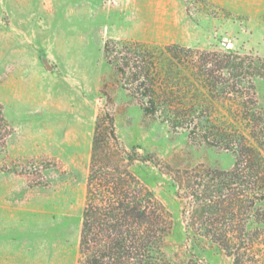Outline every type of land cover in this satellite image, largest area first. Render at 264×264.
<instances>
[{
	"label": "rangeland",
	"instance_id": "rangeland-1",
	"mask_svg": "<svg viewBox=\"0 0 264 264\" xmlns=\"http://www.w3.org/2000/svg\"><path fill=\"white\" fill-rule=\"evenodd\" d=\"M108 40L136 43L165 80L182 76L181 87L168 86L236 132L252 170L219 178L235 166L231 144L192 141L145 115L132 78L105 62ZM172 46L190 50L173 49L188 62L206 52L244 59L243 111L211 98L191 65L171 60ZM0 109V264H79L92 140L105 113L139 159L131 171L169 213L171 264H264V0H0Z\"/></svg>",
	"mask_w": 264,
	"mask_h": 264
},
{
	"label": "trees",
	"instance_id": "trees-1",
	"mask_svg": "<svg viewBox=\"0 0 264 264\" xmlns=\"http://www.w3.org/2000/svg\"><path fill=\"white\" fill-rule=\"evenodd\" d=\"M178 48L172 46L165 50L171 60L178 61V66L191 65L194 81L200 83L211 98L218 93L235 101L239 111L245 107L241 101L244 88L239 79L245 69L244 59L226 56L218 60L215 53L206 52L201 54L200 60L191 58L192 62H188L173 50ZM180 49L190 53V50ZM103 56L117 75L128 73L132 78L134 93L145 115L160 117L173 130H187L192 141L200 139L210 147L232 145L235 166L230 172H221L219 178L241 179L246 170H252L251 152L244 146L242 138L215 122L205 103L183 101L168 86L171 80L174 88L181 87L182 76L176 77L171 71L173 74L165 80L157 64L143 58L136 43L108 40ZM242 158L248 159L241 161ZM138 160L119 143L110 113L98 116L86 183L79 264H171L164 250L170 216L164 205L131 171V166ZM241 164L244 165L242 169L239 168ZM255 177L257 180L258 173ZM210 203L209 199L211 208L213 204Z\"/></svg>",
	"mask_w": 264,
	"mask_h": 264
}]
</instances>
